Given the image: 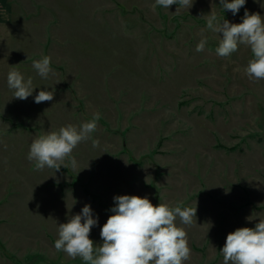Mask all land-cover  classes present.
Segmentation results:
<instances>
[{
    "label": "rangeland",
    "instance_id": "rangeland-1",
    "mask_svg": "<svg viewBox=\"0 0 264 264\" xmlns=\"http://www.w3.org/2000/svg\"><path fill=\"white\" fill-rule=\"evenodd\" d=\"M154 3L7 0L1 8L10 17L0 20V264H87L55 249L58 224L90 205L98 223L89 238L99 245L119 195L196 203V224L176 221L191 249L184 264H223L227 234L264 219V79L244 72L248 46L219 57V38L206 30L210 12L231 23L245 10L264 16V0H246L236 15L219 0ZM202 35L208 43L197 52ZM45 55L46 79L33 68ZM10 67L32 78V96L13 97ZM41 90L53 100L35 103ZM97 112L99 145L80 143L75 168L38 171L27 159L39 134Z\"/></svg>",
    "mask_w": 264,
    "mask_h": 264
},
{
    "label": "clouds",
    "instance_id": "clouds-1",
    "mask_svg": "<svg viewBox=\"0 0 264 264\" xmlns=\"http://www.w3.org/2000/svg\"><path fill=\"white\" fill-rule=\"evenodd\" d=\"M222 11L236 15L245 5L246 0H219ZM189 9L193 0H155L156 6L168 9L171 5ZM206 30L218 36L215 52L219 57L231 56L239 45L249 47L252 58L244 69L249 79H264V16L245 10L241 23H231L215 12L206 16ZM204 30H202L203 32ZM207 38H202L196 45V51L205 50ZM51 57L42 56L33 61V68L41 78H48L52 72ZM8 88L13 90V97L25 100L32 96L33 80L25 79L15 67H10L7 74ZM54 93L39 91L34 102L52 101ZM100 113L79 126L67 124L58 130L39 134L30 144L27 159L34 162L36 170L45 167L59 171L61 167L75 168L77 161L72 156L73 150L82 142L91 140L92 146L98 147L99 141L92 138L97 128ZM67 161V162H66ZM114 207L109 211L106 222L100 228L102 243L95 245L90 239L91 229L98 223L90 205L85 204L78 214L71 215L67 222L58 224V238L54 242L57 251L64 252L70 258H81L87 264H184L191 256L187 232L184 227L196 224L195 207L177 204L170 207L167 203L153 205L145 197L136 195L114 196ZM223 264H264V219L254 227H239L227 234L220 250Z\"/></svg>",
    "mask_w": 264,
    "mask_h": 264
},
{
    "label": "crops",
    "instance_id": "crops-1",
    "mask_svg": "<svg viewBox=\"0 0 264 264\" xmlns=\"http://www.w3.org/2000/svg\"><path fill=\"white\" fill-rule=\"evenodd\" d=\"M6 5L8 6L7 0H0V20H4L10 17V15H8L10 10L6 13L4 9H1L4 8V6Z\"/></svg>",
    "mask_w": 264,
    "mask_h": 264
}]
</instances>
